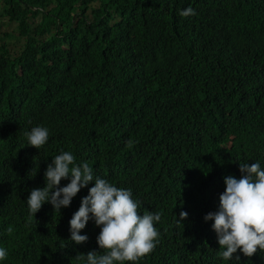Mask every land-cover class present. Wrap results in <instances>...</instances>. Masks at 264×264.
Instances as JSON below:
<instances>
[{
    "label": "trees",
    "instance_id": "16d2710c",
    "mask_svg": "<svg viewBox=\"0 0 264 264\" xmlns=\"http://www.w3.org/2000/svg\"><path fill=\"white\" fill-rule=\"evenodd\" d=\"M2 20L21 40L0 35V264L103 254L92 219L86 243L70 240L92 183L59 213L46 202L29 214L26 198L63 151L130 189L141 214H160L138 264H264V252L223 260L203 219L239 163L264 169V0H0ZM36 126L50 133L39 150L24 136Z\"/></svg>",
    "mask_w": 264,
    "mask_h": 264
},
{
    "label": "clouds",
    "instance_id": "9594fccd",
    "mask_svg": "<svg viewBox=\"0 0 264 264\" xmlns=\"http://www.w3.org/2000/svg\"><path fill=\"white\" fill-rule=\"evenodd\" d=\"M191 7L180 12L182 17L195 15ZM49 130L43 126L33 127L24 136L27 145L41 149L49 139ZM129 147L132 141L128 142ZM240 178L229 175L224 178V191L219 195L218 209L207 213L203 219L213 221L211 228L217 236L218 256L228 261L240 252L251 258L264 252V169L260 163H239ZM45 185L30 191L26 198L29 214L34 217L47 202L58 213L70 206L78 192L92 183L88 194L81 199L80 206L69 221L70 240L84 244L87 235L79 234L90 219L100 229L96 244L103 254L92 250L81 253L76 259L84 264H138L150 255L159 240L155 224L161 220L159 213L145 211L133 199L130 189L115 186L108 180L95 177L87 162L76 163L70 151L56 155L44 173ZM70 182L60 187L62 180ZM181 211L179 220L187 218ZM236 259L240 257L235 255ZM8 251L0 247V261L7 259Z\"/></svg>",
    "mask_w": 264,
    "mask_h": 264
},
{
    "label": "rangeland",
    "instance_id": "374dc122",
    "mask_svg": "<svg viewBox=\"0 0 264 264\" xmlns=\"http://www.w3.org/2000/svg\"><path fill=\"white\" fill-rule=\"evenodd\" d=\"M14 23L12 22H8L6 20H2L0 22V35L4 34V33H8L10 35V33L12 34V37H7L5 38V42L8 44H15L16 46L19 44L21 38H16V33L13 31L14 28Z\"/></svg>",
    "mask_w": 264,
    "mask_h": 264
}]
</instances>
